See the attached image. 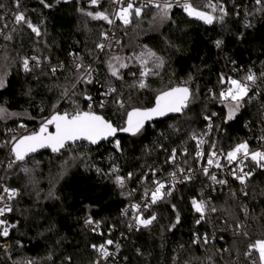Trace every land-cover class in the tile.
I'll return each instance as SVG.
<instances>
[{
    "label": "trees",
    "instance_id": "trees-1",
    "mask_svg": "<svg viewBox=\"0 0 264 264\" xmlns=\"http://www.w3.org/2000/svg\"><path fill=\"white\" fill-rule=\"evenodd\" d=\"M193 1L197 10L216 17L213 23L174 6L168 18L162 19L158 9L151 8L139 17L133 15L127 25L117 23L121 52L101 55L97 45L102 44L109 23L86 13L102 11L112 19L108 5L94 6L90 0H20L19 11L39 27L41 35L26 24L3 27L12 39L4 38L0 49V60L8 58L5 87L0 89V106L8 110L0 118L1 142L4 129L41 124L55 111H72L76 104L88 110L85 94L95 102L105 101V108L94 104V110L118 129L126 126L127 111L152 108L156 97L171 88L187 87L191 97L180 116L147 124L135 136L118 138L119 150L116 140L99 147L83 143L8 169L7 185L21 194L14 206L19 229L12 234L10 259L0 256V264H26L29 260L33 264H94L98 253L92 246L105 244L111 227L125 229L122 209L141 199L154 181L170 172L168 153L172 150L188 148L193 153V137L203 134L209 125V152L228 153L242 142L250 148L257 145L264 134V78L252 86L250 96L254 98L227 122V102H221L219 93L228 87L220 82L221 75L242 80L249 69L258 77L264 72V4L213 0L225 10L221 20L222 13L212 12L208 0ZM217 40L222 42L219 47ZM149 51L155 57H148ZM142 54L154 74L143 78L147 86L140 89L138 58ZM25 57H37L39 64L30 60L31 71L26 72ZM112 57H120L127 65L119 69L121 79L111 75L109 63L117 67L119 63ZM97 60L96 82L77 88L84 69L77 71L76 65L90 66ZM73 84L78 90L76 104L61 99ZM110 87L117 88L125 108L113 102L115 94L103 95ZM257 91L259 95H255ZM57 103L60 107L54 108ZM1 142L0 162L6 153V144ZM189 162L193 164L192 156ZM26 165L31 173L23 171ZM114 167L118 168L115 174ZM252 171L245 185L222 191L213 190L210 177L200 173L191 182H179L171 195L153 204L144 216L155 214L157 220L128 235L121 243L119 258L111 264H260L257 251L247 255L250 244L264 239V171L256 166ZM115 175L124 177L123 187L116 184ZM193 198L210 201L202 220L192 206ZM177 214L180 222L172 228ZM89 218L99 226V236L86 231ZM237 223L243 228H237Z\"/></svg>",
    "mask_w": 264,
    "mask_h": 264
},
{
    "label": "snow or ice",
    "instance_id": "snow-or-ice-1",
    "mask_svg": "<svg viewBox=\"0 0 264 264\" xmlns=\"http://www.w3.org/2000/svg\"><path fill=\"white\" fill-rule=\"evenodd\" d=\"M43 3L44 0H41ZM92 5H96L98 0H90ZM113 3H121V0H113ZM257 5L264 4V0H256ZM46 7H50V5L45 4ZM145 6H152L158 9L161 18L165 19L168 18V14L173 7L171 0H148L147 5H141L139 7H135L134 12L137 17L141 15L142 8ZM185 12L189 16H195L196 18L203 20L205 23L211 24L213 20L216 18L213 15L209 14L205 11H199L191 3H185L182 5ZM4 5L0 4V8H3ZM15 7L17 12L14 13V23L16 25L26 24L29 29L37 36L41 35L40 29L38 26L33 25L30 20L26 18L23 12L19 11L20 8V0H15ZM207 7L215 12L219 10L222 15L219 19L223 20V15H225V10L222 5L214 3L213 0H208ZM134 8L132 2H128L126 7L122 6L119 8L118 12L116 13V18L121 20L125 25L130 23V14ZM88 16H91L93 19H103L108 21L109 24L113 23V20L109 19V16L106 15L102 11H98L96 13L88 12L86 13ZM3 19V17H0ZM250 26V25H246ZM7 27V24L4 25ZM2 29H0V33H2ZM5 39H12L10 35H6ZM221 41H216V46L219 47L221 45ZM97 48L103 50L105 48L104 44H98ZM148 57H155V53L149 51L146 54ZM118 63V67L113 65L111 62L109 63L108 67L111 71V75L116 77L117 79H121V75L119 72L120 68H125L127 65L125 63L120 62V57H113ZM141 62L142 71L140 72V81L138 87L140 89L145 88L147 85L143 78L148 77L149 75H153L151 69L147 67V60L144 59V54L139 57ZM159 60V58H157ZM30 60L36 61L37 65L39 64L37 57H25L23 58L22 64L24 70L31 71L30 68ZM163 61L161 60L157 67L162 64ZM81 68L84 69V75H81L77 82L78 84H90L92 83V72L91 66H85L82 64H77L76 69L79 71ZM56 68H52V72H56ZM135 75V74H133ZM258 78H264V72L260 73V77L257 76L251 69L248 70V74L242 79H235L232 77H228L227 79L221 75L220 82L222 84L226 83L228 87L225 90L220 91L219 99L221 102H227L228 113L226 117L227 120H232L236 113L243 107L244 103L253 99V96H250V92H252V86L256 85ZM5 86V81L2 76H0V88ZM115 94L113 96V102L118 106V108H125V100L120 97V93L118 92L116 87L108 88L103 95L109 96ZM259 91L255 93V95H259ZM78 95V90L76 88V84L72 85V90H65L61 94V99L70 103L76 104L75 98ZM190 95V90L187 87H176L171 88L168 91L162 92L160 95L156 97L155 107L141 109V108H132L130 111L126 112L127 119H126V126L117 128L113 125V123L101 114H98L94 110V104L100 109L105 108V101L100 100L99 102H95L91 95H84L85 101H87V109L82 110L80 109L79 105L73 108L72 111H55L50 117L45 118L42 120L40 127L37 131L32 132L29 135L16 138H12V147L11 153L13 158L9 160L7 163V167L9 169L13 168L14 165L23 164L26 161V158L31 153L37 152L38 149L47 148L51 149L53 153H60L62 151L67 152V150L72 146L75 145L79 141H87L92 145L98 144L101 140H106L109 137H114L117 131L121 132H128L132 135H136L143 127L146 121L151 120L155 116H164L169 112L179 113L185 107H187V100ZM54 108H59L60 104L57 103L53 105ZM8 114L7 108L4 106H0V118ZM11 115H16L12 113ZM215 115V114H213ZM206 119H211V117H206ZM211 128V125H209ZM51 129V130H50ZM196 137H193L195 139ZM261 139H264L262 137ZM200 143H203L201 140ZM115 147L117 150L120 149V142L119 140L115 141ZM214 147V145H213ZM242 154V155H241ZM197 157H200L202 154L197 152ZM217 153L215 151L209 154V158L207 163L209 166L214 164L213 157H216ZM176 153L173 150L171 159L175 160ZM251 159L255 163V165L261 169H264V151H254L250 152L247 142H242L238 144L232 151H229L226 154L227 161L231 164L233 161H238V165L236 168L232 170L233 177L240 182L241 185H245L247 180L253 175V171H245L244 170V161L247 159ZM38 163V162H37ZM215 166L220 168L221 165L219 161H215ZM23 171L26 173H31V169L24 167ZM97 171H100L97 169ZM181 173L185 170L183 168L179 169ZM206 176H209L213 183L224 185L227 183L226 180H218L217 176L214 173L209 172L208 167H204L202 169ZM118 172V168H113L112 173L115 174ZM154 174V173H153ZM131 173H129V177H131ZM173 177V181H175L176 173L170 174ZM192 177L191 175H186L183 177L185 180H190ZM115 182L120 187L124 186V177L120 175H115ZM157 185L155 189L151 192L150 200L145 203L144 209H147L153 204H156L157 201L162 200L164 196L171 195V190L163 191L166 189V184L160 181H154ZM3 193L7 194V199H5V195H0V217H3L6 213L13 211L10 203L8 201L13 200L17 196V190L3 188ZM146 192V196H147ZM247 195V192L244 193ZM194 210L200 214L201 220L204 218V213L206 208L209 207V204L205 200H197L195 198L191 201ZM133 209L136 210V215L134 216V226L148 228L150 225L153 224L154 221L157 220L155 214L144 217L143 211L141 210L140 205H133ZM175 207V206H173ZM211 211L215 212L216 209L214 207L211 208ZM246 213V210H245ZM180 222V216L177 214L176 222L171 225L172 228L176 227V224ZM200 223V220L196 221ZM86 223L93 224L94 222L89 218L86 220ZM133 225H130L132 227ZM15 227V225H10L7 220L0 219V236L7 237L9 235V228ZM237 228H243V225L237 223ZM95 230V229H94ZM242 235H247L246 232H242ZM204 242L207 243V237L204 238ZM114 242L112 240H107L105 244H101L99 246L93 245L92 247L100 253V258L107 260L110 256V253L107 250L106 245H112ZM117 249H119V244L116 245ZM252 251H257L259 253L260 264H264V239L256 240L254 243L249 245V252L247 255H251ZM26 264H33V261L29 260ZM99 264V261L96 262Z\"/></svg>",
    "mask_w": 264,
    "mask_h": 264
},
{
    "label": "built area",
    "instance_id": "built-area-1",
    "mask_svg": "<svg viewBox=\"0 0 264 264\" xmlns=\"http://www.w3.org/2000/svg\"><path fill=\"white\" fill-rule=\"evenodd\" d=\"M128 2H132L134 5V8L131 11L130 14V21L135 15L134 9L135 7H139L141 5H147L148 0H121V3H113V0H98V3L94 6H100V5H108L112 11V19L113 23L109 24V28H107L103 34V42L102 44L105 45V48L103 50L99 49L100 54H111V55H117L121 52L122 49V41L121 39L117 36V33L115 31V25L117 23H122L124 24L121 20L116 18V13L118 12L119 8L124 6L126 7ZM193 0H172L171 3L173 4L174 7L177 8H183V4L185 3H193ZM0 4H3L4 7L0 8V17H3V19H0V29H2V33H0V49L2 48V42L5 40V31L3 29L4 25L7 24V26H12L16 25L14 23V13L17 12V9L15 7V0H0ZM151 8H155L152 6H145L142 8L141 14L145 10H149ZM6 29V28H5ZM31 64V63H30ZM98 60L90 65L91 69L93 70L92 72V83L87 84V85H93L98 76V68H97ZM81 84L77 85V88ZM153 125V124H152ZM40 127V124L35 125V126H28L24 124H19L14 127H10L7 129L2 130V134L4 136V140L2 141L4 144H6V153L3 158V160L0 162V195H5V199H7V194L3 193V188H9V189H15L7 185L6 180H5V173L9 169L7 167V163L9 162L10 159L13 158L12 153H11V147H12V138H20L26 135L31 134L34 131H37ZM211 131L212 129L208 126L207 130L199 135L195 136L196 138L193 139V144H194V151L191 153L188 148H184L181 152L178 150H175L176 157L175 160L171 159L173 150L168 153V163L170 167V172L165 175L164 177L158 179V181L163 182L166 184V189L163 191H168L169 189L171 190V193L174 191V188L176 184L179 182H191L195 176L200 173L204 174L202 169L204 167L209 168L210 173H214L218 180H226L227 183L224 185L213 183L210 179L211 185L213 190H225L229 188L230 186H238L241 187L242 185L238 180H236L233 175H232V170L237 167L238 161H233L231 164L227 161L226 159V154L227 153H217L216 157H213L214 159V164L212 166H209L207 163V160L209 158V152L208 146H209V139L211 136ZM264 137V134L260 136L256 140V146L254 148H250L249 146V151L254 152V151H264V139H261ZM203 141V143H200V141ZM252 140V139H251ZM1 142V141H0ZM1 142V143H2ZM197 152H200L202 155L200 157H197ZM242 155V154H241ZM192 156L193 159V164L189 162V158ZM219 161L221 167L217 168L215 166V161ZM255 167V163L251 161V159H247L244 161V170L245 171H252V167ZM257 167V166H256ZM183 168L185 171L181 173L179 169ZM259 168V167H258ZM260 170L264 171V169L259 168ZM171 173H176L175 181H173V177L170 175ZM186 175H191L190 180H185L183 179L184 176ZM205 175V174H204ZM157 181V180H156ZM248 181V180H247ZM247 183V182H246ZM157 185L154 183L153 187L147 191V196L146 194L139 200L137 201H132L128 203L121 211V218L123 221H125L126 226L124 230L118 229L116 227H111L108 231V237L107 240H112L114 243L112 245H106L108 252L110 253V256L108 257L107 260L101 259L100 258V253H98L97 261H99V264H111L112 262L116 261L119 258L120 251H121V243L123 240H125L128 235H130L133 231L138 230L139 228L134 226V216L137 214L136 210L133 209V205H140L141 210L143 211V215L150 210V207L147 209H144L145 203H147L150 200L151 192L155 189ZM17 190V189H15ZM17 196L11 200L8 201L10 203L13 211L6 213L3 217H0V219H5L8 221L10 225H15V227H10L9 228V235L7 237L0 236V256L3 259L9 260L10 255H11V249H12V234L19 229V221L14 218V206L17 204V202L20 200L21 194L19 190H17ZM208 202L210 208V201L205 198L203 199ZM0 206H3L0 204ZM206 208V209H208ZM155 222V221H154ZM153 222V223H154ZM130 225H133L130 227ZM85 229L86 231L93 235V236H99L100 235V229L99 226L96 224H85ZM95 229V230H94ZM114 236V238H113ZM119 244V249H117L116 245ZM96 261V262H97ZM96 262L94 264H96Z\"/></svg>",
    "mask_w": 264,
    "mask_h": 264
},
{
    "label": "water",
    "instance_id": "water-1",
    "mask_svg": "<svg viewBox=\"0 0 264 264\" xmlns=\"http://www.w3.org/2000/svg\"><path fill=\"white\" fill-rule=\"evenodd\" d=\"M190 97H191V95H189V97H188L187 105H188V102H189V100H190ZM155 103H156V100H155ZM155 103H154V106H153V107H155ZM185 108H186V107H185ZM185 108H184V109H185ZM184 109H183L181 112H179V113L169 112V113H167V114L164 115V116H155V117H153L151 120L146 121L145 124H144V126L147 125V124H157V123H162V122H164V121H166V120H168V119H170V118L178 117V116H180V115L183 113ZM50 130H51V129H50ZM132 136H135V135H132L131 133H128V132L117 131V133H116V135H115L114 137H109V138L106 139V140H101V141H100L98 144H96V145H92V144L88 143L87 141H79V142H77L75 145H72V146H76V145H79V144H83V143H84V144H88V145L93 146V147H99V146H101V145H103V144H108V143H110V142H113V141L117 140V139L120 138V137H132ZM45 153H51V154H53V155H57V154H59V153H53V152L51 151V149L42 148V149H38L37 152H35V153H31V154H29V156L26 158V161H28V160L31 159V158L37 157V156H39V155H41V154H45ZM26 161H25V162H26Z\"/></svg>",
    "mask_w": 264,
    "mask_h": 264
},
{
    "label": "rangeland",
    "instance_id": "rangeland-1",
    "mask_svg": "<svg viewBox=\"0 0 264 264\" xmlns=\"http://www.w3.org/2000/svg\"><path fill=\"white\" fill-rule=\"evenodd\" d=\"M134 16H136V15H134ZM191 17H193V18H196L195 16H191ZM196 19H198V18H196ZM200 20V19H199ZM201 21H203V20H201ZM113 58V57H112ZM7 60H8V58L6 57V58H2L1 60H0V76H2L3 77V79H4V81H5V83H6V77H7V70H6V62H7ZM115 65V64H114ZM5 87V86H4ZM3 87V88H4ZM3 88H0V89H3ZM227 112H228V107H227ZM239 112V111H238ZM237 112V113H238ZM237 113H236V115H237ZM236 115H235V117H236ZM234 117V118H235ZM233 118V119H234ZM232 119V120H233ZM26 167H27V165H26Z\"/></svg>",
    "mask_w": 264,
    "mask_h": 264
}]
</instances>
